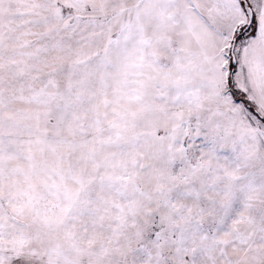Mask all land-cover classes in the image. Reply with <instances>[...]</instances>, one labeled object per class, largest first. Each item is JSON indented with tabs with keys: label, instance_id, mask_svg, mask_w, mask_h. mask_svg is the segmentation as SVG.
Masks as SVG:
<instances>
[{
	"label": "snow or ice",
	"instance_id": "obj_1",
	"mask_svg": "<svg viewBox=\"0 0 264 264\" xmlns=\"http://www.w3.org/2000/svg\"><path fill=\"white\" fill-rule=\"evenodd\" d=\"M0 264H264V0H0Z\"/></svg>",
	"mask_w": 264,
	"mask_h": 264
}]
</instances>
